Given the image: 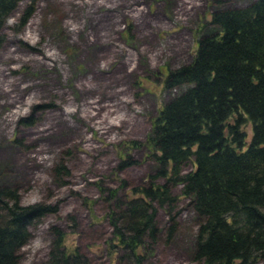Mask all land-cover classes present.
Instances as JSON below:
<instances>
[{"label": "rangeland", "instance_id": "374dc122", "mask_svg": "<svg viewBox=\"0 0 264 264\" xmlns=\"http://www.w3.org/2000/svg\"><path fill=\"white\" fill-rule=\"evenodd\" d=\"M255 1L37 0L21 29L33 0L19 4L0 30V188L52 210L30 226L20 264L48 262L54 228L83 264H137L112 248L110 214L140 200L134 190L155 174L153 122L188 88L166 90L167 71L192 63L215 12ZM243 130L250 141L252 125ZM172 195L173 208L152 204L157 234L137 251L141 264H196L202 219L181 185Z\"/></svg>", "mask_w": 264, "mask_h": 264}, {"label": "trees", "instance_id": "16d2710c", "mask_svg": "<svg viewBox=\"0 0 264 264\" xmlns=\"http://www.w3.org/2000/svg\"><path fill=\"white\" fill-rule=\"evenodd\" d=\"M23 1L0 0V30ZM36 1L20 19V29ZM201 29L207 33L199 38L192 63L167 71L166 90L188 88L153 122L147 146L155 174L148 186L134 190L140 200L123 203L121 215L110 214L112 248L129 251L137 264L146 237L157 234L152 204L173 208L172 188L178 185L202 219L196 264L264 261V0L217 11ZM2 42L0 37V47ZM248 123L250 141L243 130ZM188 163L194 169L184 174ZM50 212L43 204L22 206L16 188H0V264H20L30 226ZM53 232L54 250L45 264H83L78 252L62 250L64 234L58 228Z\"/></svg>", "mask_w": 264, "mask_h": 264}]
</instances>
